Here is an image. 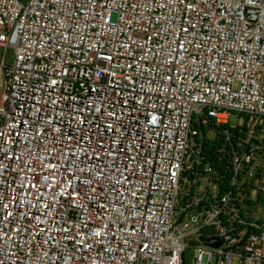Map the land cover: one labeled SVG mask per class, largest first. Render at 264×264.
<instances>
[{"label":"built area","instance_id":"1","mask_svg":"<svg viewBox=\"0 0 264 264\" xmlns=\"http://www.w3.org/2000/svg\"><path fill=\"white\" fill-rule=\"evenodd\" d=\"M259 120L264 0H0V264H264Z\"/></svg>","mask_w":264,"mask_h":264},{"label":"rangeland","instance_id":"2","mask_svg":"<svg viewBox=\"0 0 264 264\" xmlns=\"http://www.w3.org/2000/svg\"><path fill=\"white\" fill-rule=\"evenodd\" d=\"M117 19V14L115 13L114 16H113V20H116ZM212 122V121H210ZM207 123V124H204L201 128L203 130V133H204V136H205V139L208 138V139H217L218 138V135H217V130L215 128H213L211 126V123ZM231 124H235L237 125L239 123V114L237 113H233L232 116H231ZM255 122L251 123L250 126L251 128L249 127V123L245 122V124L243 126H246L247 128V131L246 133L249 134L251 136V142L255 143V144H259V146H261V148L259 149L258 153H257V161L259 163V166L260 168L258 169V175L260 177L264 176V120H259L258 122L255 123V127L253 126ZM195 128L196 125H195ZM198 129V128H197ZM250 129H255L254 130V133H251L250 132ZM196 139L195 137H192V144H193V147L195 148L196 147ZM192 154V151L190 152ZM242 179L243 181H247L249 178L244 174L242 175ZM212 176L210 175L209 177H205L203 179V184H207V186H212ZM255 181L254 180H249V184L251 185H254ZM183 187L185 186V182L183 181ZM244 192V193H243ZM241 195V199L245 200V209L247 210H250L246 215H251L253 219L255 218H260L261 215L264 219V198L260 196V201L256 202V200L254 199L255 197V194L252 193L251 191V194H248V191H242L240 193ZM249 200L251 201V203H249ZM249 203V204H248ZM261 206V213L259 215V207ZM193 255V248L190 247L187 252H186V256H187V261H186V264H191L190 262V258L191 256Z\"/></svg>","mask_w":264,"mask_h":264},{"label":"trees","instance_id":"3","mask_svg":"<svg viewBox=\"0 0 264 264\" xmlns=\"http://www.w3.org/2000/svg\"><path fill=\"white\" fill-rule=\"evenodd\" d=\"M210 123H211V126L217 130L218 138L217 139L206 138L204 149H205L206 155L209 156V158L217 164L216 167L218 169V172L220 173L218 176V177H220V179L217 178L216 181L219 183L220 195H222L225 191L233 188V186L231 184L232 173L228 169V167L230 166L229 154H227V156L224 159H220L219 158L220 154L218 153V149L222 148L224 146V144L227 142V140H226L227 137H226V134L224 131L226 129L230 128V126L228 124L222 125V126H217L214 121H212ZM203 125L204 124L196 123V127L198 128V130L202 129L201 127ZM243 129L247 130L246 126H244ZM232 130L236 135L241 134L240 128H236V129H232ZM193 137H195L196 141H199V139H200V137L198 135H193ZM234 143H236V142H234ZM227 149L231 150L230 144L227 145ZM188 175L191 176V174H189V173H188ZM259 201H260V199H259Z\"/></svg>","mask_w":264,"mask_h":264},{"label":"water","instance_id":"4","mask_svg":"<svg viewBox=\"0 0 264 264\" xmlns=\"http://www.w3.org/2000/svg\"><path fill=\"white\" fill-rule=\"evenodd\" d=\"M201 241L208 243L212 246L218 247L221 246L224 242V236H206L202 235L200 238Z\"/></svg>","mask_w":264,"mask_h":264},{"label":"crops","instance_id":"5","mask_svg":"<svg viewBox=\"0 0 264 264\" xmlns=\"http://www.w3.org/2000/svg\"><path fill=\"white\" fill-rule=\"evenodd\" d=\"M202 190L203 191H210L211 190V187L210 186H207V184H203L202 185ZM260 209H259V215H260V213H261V206L259 207ZM261 217H263L262 215H261ZM191 260H190V262H191V264H194V249H193V255L191 256V258H190ZM186 261H187V256H186ZM239 263V261L238 260H235V262H234V264H238Z\"/></svg>","mask_w":264,"mask_h":264}]
</instances>
